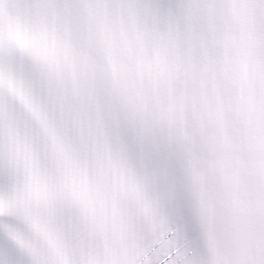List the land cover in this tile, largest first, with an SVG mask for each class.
<instances>
[{"label":"snow or ice","instance_id":"obj_1","mask_svg":"<svg viewBox=\"0 0 264 264\" xmlns=\"http://www.w3.org/2000/svg\"><path fill=\"white\" fill-rule=\"evenodd\" d=\"M0 264H264V0H0Z\"/></svg>","mask_w":264,"mask_h":264}]
</instances>
